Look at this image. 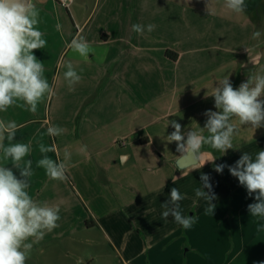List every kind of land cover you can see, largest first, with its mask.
Instances as JSON below:
<instances>
[{
  "label": "crops",
  "instance_id": "1",
  "mask_svg": "<svg viewBox=\"0 0 264 264\" xmlns=\"http://www.w3.org/2000/svg\"><path fill=\"white\" fill-rule=\"evenodd\" d=\"M33 3L40 9L38 27L44 38L52 37L45 31L51 22L61 26L57 40L59 46H66L59 59L74 37H83L95 49L87 61L75 52L63 60L55 75V94L45 100L46 104L50 101L49 116L30 120L34 127L13 141L31 142L32 152L26 157L33 162L29 194L60 208L59 227L33 248L95 228L120 264L264 262V231L257 230L264 221L248 210L256 202L254 194L249 196L227 167L245 152L254 155L264 150V127L255 130L234 119L238 133L233 148L221 155L205 146L199 163L183 170L175 166L181 157L176 142L168 141L174 131L171 121L181 124L184 132L204 127V113L217 111L210 95L219 80L228 76L236 88L253 72L264 73V35L259 41L252 39L255 31L264 33V14H247L243 21L247 33H232V39L225 41L222 27H216L219 33H212L214 38H199L209 41V47L188 49L186 37L175 39L172 34L173 13L176 6L182 13L192 12L193 0H72L68 7L58 0ZM178 23L181 33L191 32L190 16H179ZM134 24L145 26L143 35L132 30ZM149 24L155 25L152 32L147 31ZM237 24L238 29L245 27L240 19ZM168 50H173L172 57ZM191 55L201 57L188 62ZM98 57H103L102 62ZM69 62L82 76L71 92L63 76ZM10 108L0 112V119L16 116V109ZM49 126L65 131L53 139L47 135ZM41 142L55 143L60 157L66 147L73 151L66 181L51 180L36 166L42 158ZM77 143L87 145L89 158L75 153ZM213 155L214 163L205 162ZM3 164L20 178L19 169L10 161L0 159ZM221 164L227 166L218 173L215 165ZM202 174L210 177L215 195L212 215L205 214V201L195 196ZM68 179L75 181V193ZM41 183L45 184L40 187ZM173 187L185 196L180 202L183 214L197 218L187 230L171 216L165 220L161 215Z\"/></svg>",
  "mask_w": 264,
  "mask_h": 264
},
{
  "label": "clouds",
  "instance_id": "2",
  "mask_svg": "<svg viewBox=\"0 0 264 264\" xmlns=\"http://www.w3.org/2000/svg\"><path fill=\"white\" fill-rule=\"evenodd\" d=\"M223 6L239 15L245 12L247 5L246 0H223ZM207 11L208 15L213 14L209 3ZM39 24L40 9L33 0H0V112L19 107L36 114L38 106L55 94L45 75L44 63L34 55V50L44 49L47 44ZM60 27L58 24L57 29ZM154 28L155 25H147L148 32ZM132 30L143 35L145 26L134 24ZM262 35L264 33L257 30L253 32L252 39L259 41ZM67 47L85 61L90 54H95V49L83 37H74ZM98 59L102 62L103 57ZM66 68L63 76L71 92L82 76L71 62ZM210 96L214 98L217 111L207 110L204 113L207 120L203 128L198 125V128L184 132L181 124L171 121L174 131L168 135L169 142H176L180 156H190L196 164L205 146L221 155L233 148V138L238 133L234 119L239 125H248L255 130L264 127V73L253 72L236 88L227 76L218 81V86L213 87ZM19 127L14 120L0 119V159L10 161L20 172L18 178L7 167L8 164L0 165V264H27L34 245L58 228L61 219L59 206L34 200L28 192L33 162L26 157H29L32 147L31 142H13ZM205 130L207 135L204 134ZM64 131L62 127L49 126L47 135L54 139ZM39 152L42 158L36 166L42 168L49 179L66 181L73 151L66 147L61 159L55 143L45 145L41 142ZM48 153H56L57 158L53 159ZM75 153L89 158L87 145L77 143ZM215 159L213 155L211 160L205 162L214 163ZM226 166L215 165V171L222 173ZM227 167L239 184L246 188L248 195L254 194L256 202L248 205L250 215L264 221V150L254 155L245 152L235 165ZM200 179L202 186L195 189V196L205 201V214L212 215L215 195L210 177L202 174ZM184 199L178 188H171L169 199L162 204L164 211L161 215L165 220L171 216L176 224L187 230L197 218L195 215L183 214L180 202ZM257 230L264 231V223L258 224Z\"/></svg>",
  "mask_w": 264,
  "mask_h": 264
},
{
  "label": "rangeland",
  "instance_id": "3",
  "mask_svg": "<svg viewBox=\"0 0 264 264\" xmlns=\"http://www.w3.org/2000/svg\"><path fill=\"white\" fill-rule=\"evenodd\" d=\"M194 5H192V12L182 13V10L176 6L174 8V17L176 18V24L172 34L176 35L175 39L180 38L181 40L186 37L185 48L196 49L201 48V46L209 47L211 43L209 41L203 40L200 41V37L214 38L211 36L212 33H219L216 27L221 28L225 35V41H228L232 36V33H247V22H243L247 18V14L251 15L255 13L257 17H260L264 14V0H246V8L243 14H234L230 12L223 6V0H215L214 4L212 1L206 0L204 3L200 1L193 0ZM206 3H209V7L213 10L212 15H208ZM188 5V4H187ZM197 6V8H195ZM62 11V10H61ZM64 13L68 16L67 11ZM51 12L54 11L51 9ZM190 16L191 17V32L190 33H181L182 27L178 23L179 16ZM264 16V15H263ZM204 19V20H203ZM240 21L244 24L245 27H240L238 29L236 26L237 21ZM222 20V24L219 22ZM45 31L52 33L51 38H45L47 41L46 47L44 49L34 50L35 56L39 61L44 63V67H48L46 70V77L48 78L50 84L54 86L55 75L63 67V60L68 59L69 56L73 53L72 50L67 48L62 58L59 59L60 54L64 51L65 46L63 47L59 44L57 40L58 33L57 24L51 22L46 28ZM70 31V30H68ZM70 35V32L67 33ZM70 38V37H68ZM215 42V40H212ZM245 42V41H244ZM243 43L235 46H242ZM170 54H167L169 57H172L173 50H168ZM167 51V52H168ZM166 52V53H167ZM201 56L188 58V62H198ZM208 60L211 59V56H207ZM66 62V61H65ZM212 61H208V65H211ZM52 96L50 97L51 100ZM16 109V116L6 120H14L18 125L22 124L16 133V135L23 134L24 131L34 127L35 124L30 121L32 119H40L47 114L49 116L50 111V101L46 104L44 101L38 106V112L32 114L22 108L13 107ZM13 108H10L12 110ZM14 112V111H13ZM46 115V116H47ZM49 144V143H48ZM51 157L56 159L55 153H51ZM61 159L63 157H60ZM71 184V189L75 193V181L68 179ZM49 181H47L48 183ZM45 183H41L39 186H43ZM87 224L90 226V222ZM27 264H120L119 258L112 251L111 247L108 245L107 241L103 238L102 233L92 228L88 233L84 232H74L73 236L57 238L54 240L47 241L43 243L42 246L33 248L31 252L30 259L27 261Z\"/></svg>",
  "mask_w": 264,
  "mask_h": 264
},
{
  "label": "water",
  "instance_id": "4",
  "mask_svg": "<svg viewBox=\"0 0 264 264\" xmlns=\"http://www.w3.org/2000/svg\"><path fill=\"white\" fill-rule=\"evenodd\" d=\"M196 165L197 164L190 156H185V157L181 156L180 158L176 160V163H175V166L181 170L195 167Z\"/></svg>",
  "mask_w": 264,
  "mask_h": 264
},
{
  "label": "built area",
  "instance_id": "5",
  "mask_svg": "<svg viewBox=\"0 0 264 264\" xmlns=\"http://www.w3.org/2000/svg\"><path fill=\"white\" fill-rule=\"evenodd\" d=\"M59 3L65 7H68L72 0H58Z\"/></svg>",
  "mask_w": 264,
  "mask_h": 264
},
{
  "label": "trees",
  "instance_id": "6",
  "mask_svg": "<svg viewBox=\"0 0 264 264\" xmlns=\"http://www.w3.org/2000/svg\"><path fill=\"white\" fill-rule=\"evenodd\" d=\"M170 52H168V54H169ZM143 141L145 140V139H142ZM146 140H147V138H146Z\"/></svg>",
  "mask_w": 264,
  "mask_h": 264
}]
</instances>
